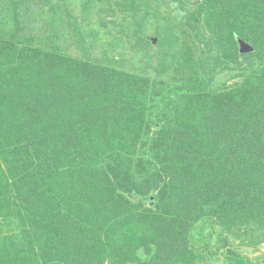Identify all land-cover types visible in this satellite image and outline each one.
<instances>
[{"label": "trees", "instance_id": "1", "mask_svg": "<svg viewBox=\"0 0 264 264\" xmlns=\"http://www.w3.org/2000/svg\"><path fill=\"white\" fill-rule=\"evenodd\" d=\"M263 246L264 0H0V264Z\"/></svg>", "mask_w": 264, "mask_h": 264}, {"label": "rangeland", "instance_id": "2", "mask_svg": "<svg viewBox=\"0 0 264 264\" xmlns=\"http://www.w3.org/2000/svg\"><path fill=\"white\" fill-rule=\"evenodd\" d=\"M157 42V39L155 40V43ZM129 64V63H128ZM239 252L243 255L248 256L249 258H258L261 256V254L264 252V246L258 250H252V248H246V247H242L239 248Z\"/></svg>", "mask_w": 264, "mask_h": 264}, {"label": "water", "instance_id": "3", "mask_svg": "<svg viewBox=\"0 0 264 264\" xmlns=\"http://www.w3.org/2000/svg\"><path fill=\"white\" fill-rule=\"evenodd\" d=\"M155 40L156 39H153V43H155ZM250 49V47L247 45V44H245V43H243V42H241L240 43V51L242 52V51H248Z\"/></svg>", "mask_w": 264, "mask_h": 264}]
</instances>
